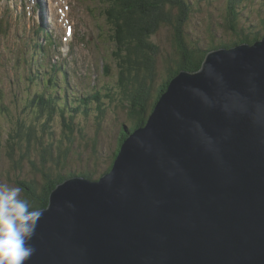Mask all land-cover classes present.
<instances>
[{"label":"water","instance_id":"obj_1","mask_svg":"<svg viewBox=\"0 0 264 264\" xmlns=\"http://www.w3.org/2000/svg\"><path fill=\"white\" fill-rule=\"evenodd\" d=\"M39 209L25 264H264V35L179 70L110 169Z\"/></svg>","mask_w":264,"mask_h":264},{"label":"trees","instance_id":"obj_2","mask_svg":"<svg viewBox=\"0 0 264 264\" xmlns=\"http://www.w3.org/2000/svg\"><path fill=\"white\" fill-rule=\"evenodd\" d=\"M242 1L246 0H227L226 8H222L225 11V15L224 21L220 26L231 35L232 39L223 40L218 44L211 42L205 47H200L196 43L190 42L192 41L190 38L184 40L182 36L186 18L193 12V7L190 6L189 0H105L104 17L107 21L108 33L117 43L116 56L120 74L119 92H122L123 97H121V101H124V105L130 108V103L133 101L132 98L136 95L144 93V97L146 95L149 96L152 88H154L155 93L152 102L146 103L144 108L138 107L139 112L137 114L134 109L130 110L129 114L131 116L137 115L133 126L128 128L130 132L137 126L146 124L147 115L152 110L153 102L165 89L170 78L179 70L197 69L207 50L228 47L242 42L253 43L264 35L263 19L260 23L263 26L254 33L249 31L250 26H246L245 23L241 22V15L237 7L240 6ZM169 26L172 28L173 33H170L169 40H167L169 44L173 45L172 47L176 49L177 53H175V58L172 59V62H174L173 66H169L166 70L167 74H159L156 70L155 56L156 53L158 55V44L151 41V36L155 35L161 28H168ZM211 39L209 38V41ZM163 44L166 45L168 43L165 42ZM160 75L163 81L158 82L156 78ZM52 100H54V96L40 94L21 102L19 106L20 112L9 134L12 139L10 144L18 148L17 150L29 151L28 154H30L31 150L27 148V145L35 140L37 134L38 136L40 133L41 135L43 134L40 141L37 142V152L41 156L40 162H32L33 166L38 168L36 172L42 175L43 183L42 185L39 184L37 179H31L29 182L26 180L19 182L23 189V196L28 198L36 208L47 206L51 190L67 177L78 174L94 178L95 175L90 171H81L80 173L61 171L64 163H66L68 150L62 152L57 150L53 153L49 142L52 138L47 136L46 133H51L52 125L55 126L52 123L53 119L58 114L63 116L64 110ZM70 105L73 104L70 103ZM102 106L106 107V105H101V107L96 108L101 113L104 112ZM4 108L1 106V109ZM76 112L78 115H84L89 110L75 108L71 112L70 109V114L66 115L72 121ZM70 120L64 124L65 130H71L73 125ZM65 121L63 119L62 123ZM67 136H70L69 132ZM122 136L119 139L118 146L125 137V135ZM118 146L113 152L111 162L105 171L112 166L114 156L119 149ZM13 153H10L11 157H13ZM47 163L50 165L49 168H47Z\"/></svg>","mask_w":264,"mask_h":264},{"label":"rangeland","instance_id":"obj_3","mask_svg":"<svg viewBox=\"0 0 264 264\" xmlns=\"http://www.w3.org/2000/svg\"><path fill=\"white\" fill-rule=\"evenodd\" d=\"M226 1L227 0H189L190 6L193 7V12L189 14L183 25L182 36L184 40L190 38L192 40L190 42H194L200 47H205L211 42L218 44L223 40H231V35L220 26L224 21L225 11H223L222 8H226ZM82 3L89 12V21L91 20L90 26L98 33L94 38H89L90 48L93 50L100 47L107 58V60H103L107 61L108 70L104 69L105 79L103 78L100 80L101 86L107 84L110 78H112L114 92L110 96L109 102L106 103L107 106L104 108V112H99L95 107L89 109L90 112L84 115H78L76 112L74 113L75 115H73L74 119H72V121L69 119L70 117L66 115L67 112H64L63 116L58 114L53 119L52 123H54L55 126L52 125L53 129H51V133H46V135L52 138L49 142L51 144L50 149L53 150V153L57 150H61V152L68 150L66 163H64L61 169L62 172L70 171L80 173L81 171H90L95 174L94 178H97L108 168L113 152L116 150L121 136L130 132L128 128L133 126V122L136 121V114L139 112L138 107L144 108L146 103L152 102L155 93L154 88H152V92L150 90L149 96L146 95L144 97L145 94L141 93L132 98L133 101L130 103V108L124 105V101H121L122 92H119L120 74L116 56L117 43L110 37L109 33H105L106 30L103 27L101 31H98L100 29L97 26L102 23L101 16H104V7L106 6L105 0H82ZM237 10L240 12L241 22L245 23L246 26H250V29H248L252 33L260 30L261 26L264 25H260L261 20H264V0L242 1L240 6L237 7ZM35 17V15L32 16V19ZM102 19L106 20L105 17ZM27 23H29V21ZM81 32L83 34L79 35L85 36L86 28L84 31L81 30ZM9 33L11 34V32ZM170 33H173V30L169 26L168 28H161L155 35L153 34L151 36V41L158 44V55L156 53L155 56L156 70L159 74H167L166 70L169 66H173L174 62H172V59L175 58V53H177L176 49L172 47L173 45H171V43L169 44L168 37ZM11 36L15 39L14 35L11 34ZM209 38H212L211 41H209ZM7 39L8 37L3 40L0 35V42H5L6 44L5 51L9 50ZM165 42L169 45H164L163 43ZM6 55L9 56L6 52H2L3 60H0V87H3V94L5 96L4 100L0 97V103L7 109V111H0V183H8L13 186L21 187L19 182L25 180L29 182L31 179H37L39 184L42 185L43 177L40 173L36 172L38 168L33 166L32 162H40L41 156L39 152H37V142L40 141L43 134L41 135L40 133L39 136L37 134L35 140L27 145V148L31 150L30 154H28L29 151L23 149L17 150L18 148L10 144L12 139L9 134L14 126L15 119L18 117L19 105L14 104L13 86L4 75V70L7 72L11 70L10 66L4 64ZM69 65H71V60ZM74 66L75 64H73V67ZM115 68L117 72H114ZM70 73L72 74V71H70ZM10 76L11 75H9V77ZM156 81H163L161 75L156 78ZM115 84H117L118 87H116ZM156 101L153 102L152 109ZM133 109L136 112L135 116L129 114L130 110ZM149 114L150 113H148V115ZM63 119L66 121L62 123ZM68 120H70L73 125L71 130H65L63 127ZM68 132L70 136H67ZM11 152H14L12 154L13 157L10 156ZM48 156L49 154L47 158ZM49 166L50 165L47 163V168H49Z\"/></svg>","mask_w":264,"mask_h":264},{"label":"clouds","instance_id":"obj_4","mask_svg":"<svg viewBox=\"0 0 264 264\" xmlns=\"http://www.w3.org/2000/svg\"><path fill=\"white\" fill-rule=\"evenodd\" d=\"M22 192L19 186L0 183V264H25L35 251L31 241L44 210Z\"/></svg>","mask_w":264,"mask_h":264}]
</instances>
